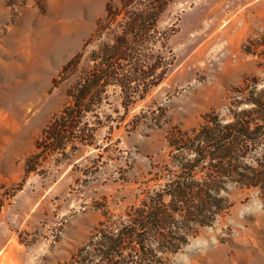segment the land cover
Wrapping results in <instances>:
<instances>
[{
	"label": "rangeland",
	"instance_id": "obj_1",
	"mask_svg": "<svg viewBox=\"0 0 264 264\" xmlns=\"http://www.w3.org/2000/svg\"><path fill=\"white\" fill-rule=\"evenodd\" d=\"M109 3L119 5L0 0V264L69 261L103 220L100 205L121 216L159 188L150 173L171 165L168 131L198 128L210 113L229 121L242 98L237 90L249 96L264 89V0H176L159 22L171 33L168 46L176 57L169 77L130 109L120 128L99 130L96 147L80 148L57 167L53 158L44 160L45 175L25 177L36 141L88 65ZM76 57L77 72L63 79V68ZM112 102L105 114L119 107ZM141 114L135 127L132 120ZM229 189L233 208L197 235L209 247L186 246L171 264H184V256L191 264H264V209L256 211L264 199L258 191Z\"/></svg>",
	"mask_w": 264,
	"mask_h": 264
},
{
	"label": "trees",
	"instance_id": "obj_2",
	"mask_svg": "<svg viewBox=\"0 0 264 264\" xmlns=\"http://www.w3.org/2000/svg\"><path fill=\"white\" fill-rule=\"evenodd\" d=\"M174 1L107 5L88 65L68 90L67 105L36 141L24 163L25 177L45 175L44 160L53 158L57 167L69 163L80 148L96 147L99 130L114 124L120 128L130 109L169 77L176 57L168 46L171 33L161 30L159 22ZM79 64L80 57L69 62L63 79L77 72ZM244 91H236L242 98L235 100L229 121L210 113L198 128L168 131L171 165L150 173L159 188L121 216L100 205L103 220L63 264H171V257L201 229L233 208L229 187L258 191L264 199V89L255 88L249 96ZM112 100L119 107L105 114ZM142 115L134 116L135 127Z\"/></svg>",
	"mask_w": 264,
	"mask_h": 264
},
{
	"label": "clouds",
	"instance_id": "obj_3",
	"mask_svg": "<svg viewBox=\"0 0 264 264\" xmlns=\"http://www.w3.org/2000/svg\"><path fill=\"white\" fill-rule=\"evenodd\" d=\"M262 209H264V205H260L259 207H257L256 211H261ZM215 243H216L215 239H212L211 244H215ZM208 247H209V240L202 239L199 237H197L195 241L190 240L189 244L187 245L189 251H193V250L204 251ZM183 260H184V264H191L190 258L188 256H184Z\"/></svg>",
	"mask_w": 264,
	"mask_h": 264
},
{
	"label": "bare ground",
	"instance_id": "obj_4",
	"mask_svg": "<svg viewBox=\"0 0 264 264\" xmlns=\"http://www.w3.org/2000/svg\"><path fill=\"white\" fill-rule=\"evenodd\" d=\"M210 252V251H209ZM208 253V252H207ZM213 252H211V254H212ZM214 254V253H213ZM208 256V255H207ZM211 256V255H210ZM208 259V258H207ZM206 260V259H205ZM209 260V259H208ZM248 261V260H247ZM250 262V261H249ZM251 262H252V260H251ZM253 263V262H252ZM241 264H243V263H241ZM246 264V263H245ZM254 264V263H253Z\"/></svg>",
	"mask_w": 264,
	"mask_h": 264
}]
</instances>
